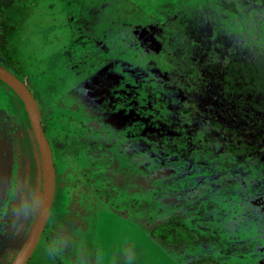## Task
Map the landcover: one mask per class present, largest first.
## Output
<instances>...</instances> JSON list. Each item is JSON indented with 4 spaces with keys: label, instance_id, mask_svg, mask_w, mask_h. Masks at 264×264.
<instances>
[{
    "label": "rangeland",
    "instance_id": "obj_1",
    "mask_svg": "<svg viewBox=\"0 0 264 264\" xmlns=\"http://www.w3.org/2000/svg\"><path fill=\"white\" fill-rule=\"evenodd\" d=\"M0 19V63L32 94L55 183H67L55 186L28 264H71V251L79 264H113L114 255L119 264H264V156L230 153L231 136L197 109L208 95L204 64L264 50V0H15ZM25 150L40 200L26 109L0 81V185L10 187L13 169L19 182L0 218L4 264L37 213L20 200L31 175ZM75 161L82 170L72 171ZM109 208L129 236L111 240L113 253L94 228Z\"/></svg>",
    "mask_w": 264,
    "mask_h": 264
},
{
    "label": "flooded vegetation",
    "instance_id": "obj_2",
    "mask_svg": "<svg viewBox=\"0 0 264 264\" xmlns=\"http://www.w3.org/2000/svg\"><path fill=\"white\" fill-rule=\"evenodd\" d=\"M228 57H229L228 60L223 65L219 64V63L214 64V60H212V61H209L206 64H204L202 67L203 68L202 72L204 73V75L201 76V79H200L201 80V87L203 89H206V92L208 95H207L206 101H205L206 105L199 103V105L197 106V109L203 114H206V111L208 109H211L214 112L213 117L206 115V117L209 119V122L214 127H217L216 124L214 123L215 119L225 122L226 119H228V118L231 119L236 113L234 104L232 102L233 101L232 98H229V95H226V94H230L228 92L229 91L228 87L226 85H224L227 83L223 79L224 78V72H225L226 68H228L227 73H228V75H230L229 81H231V83H229V85L234 86L236 84L234 82H236V80H237L236 76L240 75L242 73H246V77L251 78V81H253V80L258 81L260 76H262L263 77V83H264V68H262V67H264V50H260V52L257 54V56L252 57L251 59H249V57L243 58L242 53L240 51H237V50H234L233 52H231ZM257 60H259L258 65L255 67V69H253V73H251V68H250L249 64L251 62H256ZM231 65H234V66L230 69ZM235 65L240 67V68H243V70L236 69ZM216 72H217V74H216ZM222 75H223V78H222ZM253 95H254V97L250 98L252 102L249 103L248 105L254 103L255 106L257 107L258 113L255 115H250V114H248L249 110L247 109V111H243V113L241 115H239V116L235 115L234 116V117H237L244 125L250 124L249 128H250V131L252 133L255 132V130L252 128V125L254 122L258 121V119L260 120L258 122H260V124L262 126H264V92L256 93ZM219 106L222 109H224V108L227 109V112L225 115L217 113V107H219ZM27 140H29V136H28ZM27 140H25V144H27ZM15 151L16 152L13 153V157H14L13 163L14 164L17 162V160L18 161L21 160V156H22V150H20V148L16 149ZM25 151H26L27 155L25 157V160H23V161H24V165H28L29 174H31V175H30V180H29L28 186L25 188L23 194L20 196V200L24 201L25 202L24 204H26L27 207H31L33 209V211L37 210V213H36V216H34V212H31L30 219L26 218L23 221V225H22L23 230H22L21 236H20L21 238H23V236L27 233V228H25L26 227L25 225L26 224L29 225L30 223H32L31 227L29 229V232L27 234V237H28L29 233L31 232L32 228L34 227L35 221H36L38 213H39L40 205H41V197H40V200H39V198H37V195L40 194V176L41 175L37 173V167H38L37 164H35L33 166L31 164V162H29L27 160V158H29L28 157L29 152L27 150H25ZM30 154H31V151H30ZM89 163H90V166H94L93 165L94 160L90 161ZM74 164L75 165H73L74 167H72V171L82 170V168L80 167V164H77L76 161L74 162ZM53 166H54V160H53ZM16 167L18 168V166H16ZM16 170L14 171V169H13L12 184L10 185V187H7L6 183L3 184L4 181L0 185V215H1L0 218L1 219H2L3 213L7 212V209H9L10 207H11V210L13 209L12 202L14 201L16 195L19 194V191L17 192L18 184H19V182H17L18 173H16L18 171H16ZM58 183H64L65 189H67V183L65 181L64 182L56 181V183L54 182V193H53L51 204H53V202H54L55 186ZM71 189H73V188L71 187ZM41 193H43V185H42V192ZM38 200H39V202H38ZM69 203H73V200H72V198L70 199L67 197V200L62 204L61 207L56 205L57 207L53 206V208H55L56 211H58V210L62 211V208L67 206V204H69ZM24 204H23V202H21L20 203L21 207H23ZM51 204H50V207H51ZM50 207H49V211H50ZM100 212H101V214L105 213L108 215H113L116 218L122 217V216H120V214H118L119 212L115 211L112 208L104 209V210H101ZM69 215L81 216L79 219L81 220V223L84 222V219H83L84 216H82L81 214H77L76 212L72 211L71 214H69ZM69 215H68V217H69ZM48 217H49V213H48L47 219H48ZM122 218L125 220L124 217H122ZM47 219H46V221H47ZM67 220L69 221V219H67ZM46 221H45V224H46ZM45 224H44V226H45ZM44 226H43V228H44ZM58 227H61V226H58ZM94 228L98 229V222L96 223V225H94ZM20 237H18V238H20ZM58 238H61V237H58ZM19 241L20 240L18 239L16 242L19 244L20 243ZM36 246H37V244H36ZM36 246H35V248H36ZM17 247H18V245H17ZM21 247H22V245H21ZM62 247H64V246H62ZM20 248L18 251H20ZM35 248L32 251L30 257L28 258V260L25 264H28V262L30 261L32 254L35 251ZM68 254L71 256V258H70L71 264H79V262L75 263V261L77 262L76 257H75L77 255V253L71 251V253L68 252ZM80 255L82 257V253H80ZM82 261H84V260H81V263H82ZM0 264H4V262L0 261Z\"/></svg>",
    "mask_w": 264,
    "mask_h": 264
},
{
    "label": "trees",
    "instance_id": "obj_3",
    "mask_svg": "<svg viewBox=\"0 0 264 264\" xmlns=\"http://www.w3.org/2000/svg\"><path fill=\"white\" fill-rule=\"evenodd\" d=\"M14 2L15 0H0V14H2L3 9L7 8ZM1 27H3V29H1ZM4 38H5V23L3 20L0 19V44L3 43ZM258 62L259 60H257L256 62H251L249 64L251 68V73H253V69H255V67L258 65ZM233 66L234 65H231L230 69ZM6 67L8 68L9 65L7 64ZM235 68L238 70H243V68H240L236 65ZM227 71L228 68H226L224 72V78L223 75L222 78L226 81L227 84L224 85L228 87L229 90L228 92L230 93L226 95H229V98H232L233 100L232 102L234 104L235 112H236L235 115L239 116L243 113V111H247V109L249 110L248 114L250 115L257 114L258 112L255 104L254 103L250 105L248 104L252 102L250 98L254 97L253 94L264 92L263 77L260 76L258 81L256 80L251 81V78L246 77V73H242L236 76L237 80L236 82H234L236 84L232 86L229 85L231 81H229L230 75H228ZM206 115L213 117L214 112L211 109H208L206 111ZM234 116L231 119L230 118L226 119L225 122L217 119L214 120V123L218 128L223 129L231 136V141L229 143H226V149L232 154L264 156V148H260L261 146L259 144V143L261 144L264 143V126H262L260 122H258L260 120L258 119V121L253 123L252 128L255 130V132L252 133L249 128L250 124L244 125L237 117ZM41 197H42V193H41Z\"/></svg>",
    "mask_w": 264,
    "mask_h": 264
},
{
    "label": "water",
    "instance_id": "obj_4",
    "mask_svg": "<svg viewBox=\"0 0 264 264\" xmlns=\"http://www.w3.org/2000/svg\"><path fill=\"white\" fill-rule=\"evenodd\" d=\"M0 81L12 89L26 109L32 133L38 145L42 162L43 193L34 227L12 264H25L34 250L49 213L54 193V166L52 152L38 117V110L28 87L10 69L0 63Z\"/></svg>",
    "mask_w": 264,
    "mask_h": 264
},
{
    "label": "bare ground",
    "instance_id": "obj_5",
    "mask_svg": "<svg viewBox=\"0 0 264 264\" xmlns=\"http://www.w3.org/2000/svg\"><path fill=\"white\" fill-rule=\"evenodd\" d=\"M116 219L117 218L114 217L113 215L102 213L98 221V230H99L98 241L101 244L103 242L105 243V245L108 244L109 246H106V247L102 246V248L106 249L108 247V251L110 253H113V251H116L115 249L116 247L114 245L118 243V241L121 244L122 242L120 241H122V238L124 240L129 239V236L126 233H124V231H120L116 229V227L119 226ZM111 240L114 242L116 241V243L110 245ZM114 257H115V262L113 264H119L120 256L114 255Z\"/></svg>",
    "mask_w": 264,
    "mask_h": 264
},
{
    "label": "crops",
    "instance_id": "obj_6",
    "mask_svg": "<svg viewBox=\"0 0 264 264\" xmlns=\"http://www.w3.org/2000/svg\"><path fill=\"white\" fill-rule=\"evenodd\" d=\"M179 250H181V249H179ZM218 251H220V249H218ZM186 259H187L188 262L191 260L190 258H186ZM177 260L180 262L179 259H177Z\"/></svg>",
    "mask_w": 264,
    "mask_h": 264
}]
</instances>
